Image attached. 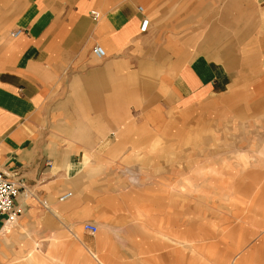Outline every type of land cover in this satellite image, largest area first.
Returning a JSON list of instances; mask_svg holds the SVG:
<instances>
[{"label": "crops", "instance_id": "obj_1", "mask_svg": "<svg viewBox=\"0 0 264 264\" xmlns=\"http://www.w3.org/2000/svg\"><path fill=\"white\" fill-rule=\"evenodd\" d=\"M195 126L240 127L264 164V0H0V170L23 184V225L63 238L112 206L127 229L100 237L98 264H183L182 202L167 194L182 169L128 176ZM256 204L251 230L195 231V264H264ZM11 228L0 216V235ZM25 246L31 264L54 260Z\"/></svg>", "mask_w": 264, "mask_h": 264}, {"label": "rangeland", "instance_id": "obj_2", "mask_svg": "<svg viewBox=\"0 0 264 264\" xmlns=\"http://www.w3.org/2000/svg\"><path fill=\"white\" fill-rule=\"evenodd\" d=\"M240 132V127L230 126L185 127L182 146L159 144L160 158L137 159L135 162L139 165L130 170L133 175L128 177L134 182L138 177L143 180V173L149 171L151 165L155 167L156 162L173 170L177 167L178 172L182 169V189H171L167 194L176 196L178 204L182 202L183 264H195V231H248L253 228L250 221L258 209L262 212V207L256 203L264 196L261 190L264 164L261 166L255 161L258 146L254 148L255 143L251 146L242 143ZM205 134L219 136L218 141L206 143ZM177 180L179 183L180 178ZM172 186L175 188L176 185ZM177 210L178 214L174 201L173 208L169 209L170 215L177 214L179 218V207ZM117 212L113 216L112 206H109L99 215L101 223L96 234L86 232L83 224H76L66 237L56 239L48 238V233L39 231L31 223L23 225L19 217L11 222L8 233L0 235V264H31L26 241L39 243L42 255L55 256L54 260L50 259L51 264H59V256L64 261L98 264L92 252H95L100 237L106 232L127 229ZM51 246L56 249L51 250Z\"/></svg>", "mask_w": 264, "mask_h": 264}, {"label": "built area", "instance_id": "obj_3", "mask_svg": "<svg viewBox=\"0 0 264 264\" xmlns=\"http://www.w3.org/2000/svg\"><path fill=\"white\" fill-rule=\"evenodd\" d=\"M92 14L95 17L100 15L95 10L92 11ZM147 26L148 20H143L142 29L145 30ZM20 33H22V29L18 28L11 31V36L15 37ZM93 52L99 58H103L106 55V50L101 45H95ZM22 187L23 184L17 176L0 170V216H5L9 222L17 220L23 213L21 206L16 203V198ZM72 195L71 191L65 192L60 196V200H67ZM83 229L90 234H96L99 227L93 222L86 221L83 223Z\"/></svg>", "mask_w": 264, "mask_h": 264}]
</instances>
